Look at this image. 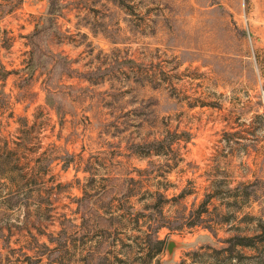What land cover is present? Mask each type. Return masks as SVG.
Wrapping results in <instances>:
<instances>
[{"label":"rangeland","instance_id":"rangeland-1","mask_svg":"<svg viewBox=\"0 0 264 264\" xmlns=\"http://www.w3.org/2000/svg\"><path fill=\"white\" fill-rule=\"evenodd\" d=\"M53 1L28 77L51 0H0V264H264L215 253L264 224V0Z\"/></svg>","mask_w":264,"mask_h":264},{"label":"trees","instance_id":"trees-1","mask_svg":"<svg viewBox=\"0 0 264 264\" xmlns=\"http://www.w3.org/2000/svg\"><path fill=\"white\" fill-rule=\"evenodd\" d=\"M57 14H58V10L55 9L54 1L51 0L49 7L47 9V13H46L47 18L44 19L45 26H36L35 29L27 36V39L29 40V46L31 48V53H30L29 60L23 71L27 74L28 77L32 75L35 69V66L37 64L41 65L42 63V61H40L41 56H38V57L36 56L37 44L35 40L41 33H43V31L47 27L52 25L53 18ZM50 103H51V100H47V104H50ZM171 142H172V139H169L168 137H166L161 141H154L150 144L137 145L135 147L138 148L137 150H140V151L146 150V152H140L143 154L142 156L150 154L151 151H153L156 155H159L162 149L170 148ZM6 146H0V171L1 172L4 170V167L9 166V164L14 163V161H16L15 156H14L15 154L13 153V151L8 150ZM11 169H14V167H12ZM160 197L162 196L160 195ZM12 200L16 201L14 198H9L6 201L8 203L10 202L9 206H12L11 204ZM144 210L147 212L146 214L155 213V211L152 209L147 210L144 208ZM136 216L145 217L146 215L144 213H138ZM162 225H163L162 223H159L157 225V228L161 227ZM255 230H256L255 233L251 235L235 234L231 237L224 239L223 242H225V246L217 250L215 249V253L218 254L221 252H227V255L225 256L226 260L227 259L229 260V258H232V260L237 258L236 260L240 261L242 259V255L234 256L232 254L236 246H240L242 248L248 247L254 250H258V246H259L258 244H264V224L259 222ZM144 239H145L146 245L148 246L146 254L148 255L149 258H152L154 255H156L163 249L164 241L154 237L152 231L149 233H146ZM248 257L250 258L254 256H248Z\"/></svg>","mask_w":264,"mask_h":264},{"label":"water","instance_id":"water-1","mask_svg":"<svg viewBox=\"0 0 264 264\" xmlns=\"http://www.w3.org/2000/svg\"><path fill=\"white\" fill-rule=\"evenodd\" d=\"M138 212H143V210H139ZM179 246V243L175 239H168L166 243V251L169 256H171L175 249Z\"/></svg>","mask_w":264,"mask_h":264}]
</instances>
